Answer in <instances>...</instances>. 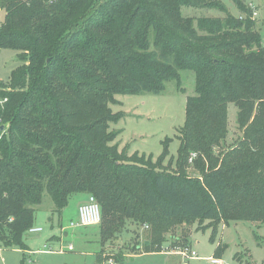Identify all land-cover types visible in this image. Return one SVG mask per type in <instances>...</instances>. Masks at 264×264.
<instances>
[{
  "label": "trees",
  "instance_id": "trees-1",
  "mask_svg": "<svg viewBox=\"0 0 264 264\" xmlns=\"http://www.w3.org/2000/svg\"><path fill=\"white\" fill-rule=\"evenodd\" d=\"M230 1L239 16L221 0H0V50L21 63L0 83L1 248L28 250L45 192L59 213L74 194L94 196L102 249L131 223L151 229L141 253L163 252L182 225L210 228L214 240L220 225L264 223V37L254 10ZM182 71L196 86L171 172L159 167L170 140L157 164L119 150L112 105L180 88ZM231 103L242 137L224 150Z\"/></svg>",
  "mask_w": 264,
  "mask_h": 264
},
{
  "label": "rangeland",
  "instance_id": "rangeland-1",
  "mask_svg": "<svg viewBox=\"0 0 264 264\" xmlns=\"http://www.w3.org/2000/svg\"><path fill=\"white\" fill-rule=\"evenodd\" d=\"M221 2L234 16H239L232 1ZM244 2L254 10V18L264 37V0ZM183 13L195 17L223 16L218 10L207 8H184ZM4 18L5 11L0 9V23ZM20 64L15 50L1 49L0 83L7 82ZM180 74V88L177 83L170 82L162 94L118 95V104L112 105L114 113L122 115L119 123L111 125V129L118 133L115 143L119 150H124L128 156L151 157L157 164L164 154L165 142L170 140L167 145L169 155L159 167L171 172L177 171L176 157L180 146L177 137L185 123L187 99L195 94L196 86L193 72L182 71ZM237 113V106L229 104V134L221 147L224 150L235 146L242 137L236 122ZM194 166L195 160L190 158L187 174L197 177L200 173ZM87 200L86 194H74L59 213L45 192L43 203L36 207L35 224L43 231L26 235V251L0 247V264H110L109 260L114 264H186L187 261L188 264H207L206 258L215 256L219 246L224 249L221 259L228 264L264 262V223L248 221L220 225L214 240H211L213 230L202 229L197 222L175 227L165 235L164 254L141 253L146 241L151 239V229L131 223L123 234L102 249L100 225L71 227L72 223L79 221L78 209ZM101 250L104 261L98 256ZM186 250L196 252L197 259L189 261L177 253Z\"/></svg>",
  "mask_w": 264,
  "mask_h": 264
},
{
  "label": "built area",
  "instance_id": "built-area-1",
  "mask_svg": "<svg viewBox=\"0 0 264 264\" xmlns=\"http://www.w3.org/2000/svg\"><path fill=\"white\" fill-rule=\"evenodd\" d=\"M78 212H79V221L77 223H72L71 227L94 226V225H100L102 222L101 207L94 196L89 195L87 202L83 203L79 207ZM146 228L148 229L149 227ZM42 231H43L42 228L33 227L32 229H30L28 233L37 234V233H41ZM69 250L72 251L73 247L70 246ZM188 250L178 251V253L189 261L197 259L198 254L196 252L188 251ZM205 261L207 262V264H228L225 261H223L221 258H217L215 256L206 258ZM109 263L114 264L111 260H109ZM186 264H188V261Z\"/></svg>",
  "mask_w": 264,
  "mask_h": 264
},
{
  "label": "water",
  "instance_id": "water-1",
  "mask_svg": "<svg viewBox=\"0 0 264 264\" xmlns=\"http://www.w3.org/2000/svg\"><path fill=\"white\" fill-rule=\"evenodd\" d=\"M0 132H5V127L4 126L0 127Z\"/></svg>",
  "mask_w": 264,
  "mask_h": 264
},
{
  "label": "crops",
  "instance_id": "crops-1",
  "mask_svg": "<svg viewBox=\"0 0 264 264\" xmlns=\"http://www.w3.org/2000/svg\"><path fill=\"white\" fill-rule=\"evenodd\" d=\"M5 15H6V13H5ZM87 195V198L89 197V195L88 194H86ZM54 237V236H53ZM174 252H177V251H174ZM164 253H166V252H161V254H164ZM178 253V252H177ZM179 254V253H178ZM180 255V254H179Z\"/></svg>",
  "mask_w": 264,
  "mask_h": 264
}]
</instances>
